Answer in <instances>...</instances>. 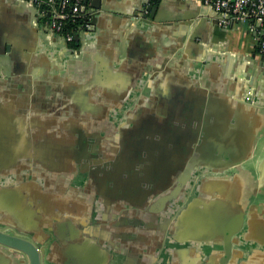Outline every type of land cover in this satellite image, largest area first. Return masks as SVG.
Returning a JSON list of instances; mask_svg holds the SVG:
<instances>
[{"label": "crops", "instance_id": "crops-1", "mask_svg": "<svg viewBox=\"0 0 264 264\" xmlns=\"http://www.w3.org/2000/svg\"><path fill=\"white\" fill-rule=\"evenodd\" d=\"M93 2L71 49L34 5L0 0L2 228L40 242L45 264H170L179 250L197 264L208 244L165 224L224 191L222 211L245 212L233 250L264 254V74L240 66H259L255 33L213 23L202 0ZM142 186L161 194L145 201Z\"/></svg>", "mask_w": 264, "mask_h": 264}, {"label": "water", "instance_id": "water-1", "mask_svg": "<svg viewBox=\"0 0 264 264\" xmlns=\"http://www.w3.org/2000/svg\"><path fill=\"white\" fill-rule=\"evenodd\" d=\"M92 8L97 7V1L93 0ZM87 0H83L81 7V12L85 13V5ZM158 5H148L146 10L149 12V17L153 18L156 11L158 10ZM146 16V14H144ZM218 24L217 19L212 21ZM55 37V36H54ZM62 40V39H61ZM63 41V40H62ZM66 43V42H65ZM67 44V43H66ZM8 50V46H7ZM243 69L252 68L257 72L255 75L260 73L264 74V61L261 57V61L257 68L254 63L249 61L242 64ZM253 75V74H252ZM253 80L250 82L252 86ZM259 86V84H258ZM261 88V87H260ZM189 176L187 177V180ZM185 184L183 185V187ZM142 196L143 200L147 201L150 197L156 194H161L147 189V187L142 186L141 191L138 192ZM218 198L213 199V201H205V199H199V197H194L188 201L185 206L179 210L173 212L171 218L166 222L165 231L167 234L177 243H206V249H204L198 255L197 264H214V255H204L207 252V248L211 250L212 245H219L223 251V256L217 258L218 264H264V254L257 255L254 253H244V250L235 249L234 246H241V241L244 238L240 237L241 230L243 228V218L245 212L242 209H237V212L233 214L226 215V210L224 209V204L226 203V192H221L217 195ZM239 198V193L229 194V203H236ZM178 199V198H177ZM176 196L171 197L168 202L176 201ZM198 203L202 204H216L215 210L204 209L201 213L202 216L196 217L200 212L198 209ZM223 206V207H222ZM208 212V214L206 213ZM199 213V214H201ZM15 228V227H14ZM245 241V240H244ZM241 248V247H240ZM0 258L2 261L0 264H45V248L42 247L40 242L26 236L25 234L16 231L11 227L2 228L0 225ZM208 250V251H209ZM233 250V251H232ZM180 250L170 257V264H189V262L184 258V263L182 262ZM210 252V251H209ZM213 252V251H212ZM4 253V254H3ZM195 264V263H194Z\"/></svg>", "mask_w": 264, "mask_h": 264}, {"label": "built area", "instance_id": "built-area-1", "mask_svg": "<svg viewBox=\"0 0 264 264\" xmlns=\"http://www.w3.org/2000/svg\"><path fill=\"white\" fill-rule=\"evenodd\" d=\"M34 5L40 15H47L46 24L51 35L68 43L73 36L62 33L63 21L76 19L82 16L83 0H26ZM218 24L222 27H231L236 24L245 25L248 32L255 33L258 38L257 49L264 61V0H202ZM69 7V11L66 8Z\"/></svg>", "mask_w": 264, "mask_h": 264}, {"label": "trees", "instance_id": "trees-1", "mask_svg": "<svg viewBox=\"0 0 264 264\" xmlns=\"http://www.w3.org/2000/svg\"><path fill=\"white\" fill-rule=\"evenodd\" d=\"M56 2L59 0H55ZM153 3H156L158 0H150ZM66 11H69V7L66 8ZM49 17L47 15L41 16V21L45 22L48 20ZM84 25V21L82 16L80 18L76 19H66L63 21L61 32L64 33H70L73 36L72 41L68 42L67 45L71 49H75L79 47V38L78 34L80 30L82 29Z\"/></svg>", "mask_w": 264, "mask_h": 264}, {"label": "flooded vegetation", "instance_id": "flooded-vegetation-1", "mask_svg": "<svg viewBox=\"0 0 264 264\" xmlns=\"http://www.w3.org/2000/svg\"><path fill=\"white\" fill-rule=\"evenodd\" d=\"M84 145H82V147H83ZM131 146L130 145H127V146H122L121 147V152H119V154L120 155H127L128 157H129V155H130V151L129 150H127L128 148H130ZM97 150H98V144H97V142H96V144L95 143H91V144H87V146L85 147V149L83 150L84 151V153H86V155H87V159H94L95 157H96V155L98 154V152H97ZM135 157V156H134ZM136 158V157H135ZM137 166L135 165V161L133 160V162H132V164H131V171H135V170H137ZM149 207H147V209H148ZM144 213H146V212H144ZM144 213H142L143 215H144ZM153 217V215L152 216H150V218H152ZM164 225L162 224L161 226H158L157 225V228H161L162 230H163V227ZM160 230V229H159ZM157 231H158V229H157ZM156 231V232H157ZM155 232V233H156ZM160 240H161V238H160ZM164 240V239H163ZM162 244H163V242H162ZM156 245L159 247V249H160V247H161V245L159 246V243L157 244L156 243Z\"/></svg>", "mask_w": 264, "mask_h": 264}, {"label": "rangeland", "instance_id": "rangeland-1", "mask_svg": "<svg viewBox=\"0 0 264 264\" xmlns=\"http://www.w3.org/2000/svg\"><path fill=\"white\" fill-rule=\"evenodd\" d=\"M245 250H247V248H245Z\"/></svg>", "mask_w": 264, "mask_h": 264}]
</instances>
